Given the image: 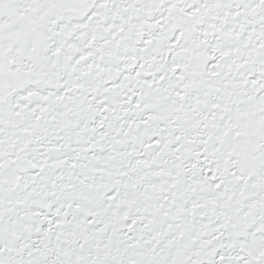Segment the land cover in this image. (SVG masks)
Wrapping results in <instances>:
<instances>
[{
    "label": "snow or ice",
    "instance_id": "1",
    "mask_svg": "<svg viewBox=\"0 0 264 264\" xmlns=\"http://www.w3.org/2000/svg\"><path fill=\"white\" fill-rule=\"evenodd\" d=\"M0 264H264V0H0Z\"/></svg>",
    "mask_w": 264,
    "mask_h": 264
}]
</instances>
